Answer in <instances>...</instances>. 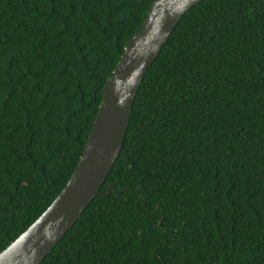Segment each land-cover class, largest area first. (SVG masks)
<instances>
[{"label":"trees","instance_id":"16d2710c","mask_svg":"<svg viewBox=\"0 0 264 264\" xmlns=\"http://www.w3.org/2000/svg\"><path fill=\"white\" fill-rule=\"evenodd\" d=\"M153 1L0 0V252L69 180ZM99 193L39 264H264V0L182 15Z\"/></svg>","mask_w":264,"mask_h":264},{"label":"water","instance_id":"95a60500","mask_svg":"<svg viewBox=\"0 0 264 264\" xmlns=\"http://www.w3.org/2000/svg\"><path fill=\"white\" fill-rule=\"evenodd\" d=\"M202 0H154L102 87V103L77 166L51 204L0 252V264H39L100 194L124 140L144 73L160 53L182 15ZM115 191L107 186L103 196Z\"/></svg>","mask_w":264,"mask_h":264}]
</instances>
